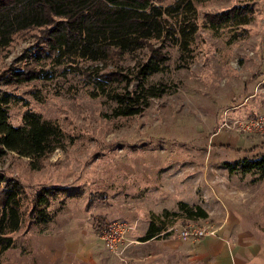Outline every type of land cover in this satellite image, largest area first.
<instances>
[{"label":"rangeland","instance_id":"1","mask_svg":"<svg viewBox=\"0 0 264 264\" xmlns=\"http://www.w3.org/2000/svg\"><path fill=\"white\" fill-rule=\"evenodd\" d=\"M193 1L199 23L193 61L188 68H177L176 48L164 47L170 55L167 67L150 74L146 84L162 83L166 91L151 97L140 113L113 115L115 102L100 89L104 85L95 80L98 75L92 72L87 81L66 64L45 62L46 75L1 85L19 97L9 107L12 123H20L31 108L45 118H57L62 137L39 162L0 149V171L18 177L30 195L47 184L66 185L71 194H57L50 206L61 198L65 203L48 221L28 220L25 213L14 244L0 254V264H146L135 257L146 247L129 246L154 212L143 204L144 193L153 186L152 197L164 196L167 204L176 205L173 209L183 199L207 211L192 218L168 214V234L180 237L181 227L192 222L209 227L206 234H218L223 224H232L264 236V175L237 167L229 171L225 162L264 151V122L259 129L231 126L235 118H264V0ZM237 3L254 8L243 37L228 42L227 30L203 26L206 13ZM36 50L31 32L19 36L8 54L0 55V72L7 66L22 67ZM145 53L142 49L136 56L125 55L116 64L81 61L78 66L86 72L98 65V72L128 73L136 57ZM136 84L113 81L105 88L133 89ZM213 134L220 142L212 141ZM227 136L234 139L227 142ZM99 217L125 224L121 252L105 245L97 228Z\"/></svg>","mask_w":264,"mask_h":264},{"label":"trees","instance_id":"2","mask_svg":"<svg viewBox=\"0 0 264 264\" xmlns=\"http://www.w3.org/2000/svg\"><path fill=\"white\" fill-rule=\"evenodd\" d=\"M253 15L250 3H237L206 13L203 26L216 32L227 30V41L232 42L245 35V25ZM198 29V11L193 0L171 3L166 0H0V55H7L12 42L28 32L37 47L22 67L7 66L0 72V149L12 150L27 156L31 162H39L61 143L62 137L57 118H45L31 108L25 109L20 123H12L9 107L19 97L2 88V84L22 83L46 75L45 62L52 66L66 64L72 71L82 72L87 81L92 80V72L98 75L95 80L104 85L100 89L108 100L115 102L113 115H133L140 113L151 97H160L166 91L162 83L146 84L150 74L167 67L170 55L163 48L175 47V67L188 68L193 61ZM142 49H146L145 56L136 57L128 73L98 72V65L86 72L78 66L81 61L116 64L125 55H135ZM133 80L137 81L133 89L105 88L113 81L129 84ZM225 162L229 171L237 167L264 175V151L243 156L235 163ZM60 192L71 194L66 185L47 184L30 195L18 177L0 171V254L14 244V232L22 225L25 213L28 220L48 221L63 207V198L57 206H50ZM168 214L192 218L206 216L207 211L200 204L179 199L176 209L164 207L160 213L151 212L139 238L168 234ZM104 222L103 217L98 218L99 225Z\"/></svg>","mask_w":264,"mask_h":264},{"label":"crops","instance_id":"3","mask_svg":"<svg viewBox=\"0 0 264 264\" xmlns=\"http://www.w3.org/2000/svg\"><path fill=\"white\" fill-rule=\"evenodd\" d=\"M215 136L216 134H213L212 141L220 142V137ZM233 139L234 137L231 136L226 137L227 142ZM154 187L157 186L151 187L147 193H144L143 204L146 208L156 213L164 207L175 208L176 205L167 204L164 196H158V199L155 198L156 196L152 197L151 189L154 190ZM147 223L148 217L145 219V227L141 233ZM135 234L140 236L138 232ZM181 236L165 234L147 239L129 236L130 239L137 240L129 248L146 247L145 252L135 255L136 258H143L146 264H264V236H258L255 232L240 226L223 224L218 234H205L197 238ZM156 245L158 248L153 249ZM93 255L95 259L98 258L97 251H94Z\"/></svg>","mask_w":264,"mask_h":264},{"label":"built area","instance_id":"4","mask_svg":"<svg viewBox=\"0 0 264 264\" xmlns=\"http://www.w3.org/2000/svg\"><path fill=\"white\" fill-rule=\"evenodd\" d=\"M232 120L233 124L231 126H235L237 129L241 130L262 128L264 122V118L261 114H257L250 118H235ZM228 122L229 121L225 119L224 123L228 125ZM98 230L107 248L116 253L122 251V245L127 237L125 234V224L121 220H106L102 225L98 226ZM209 231V227L189 222L181 227L180 234L184 237L197 238Z\"/></svg>","mask_w":264,"mask_h":264}]
</instances>
